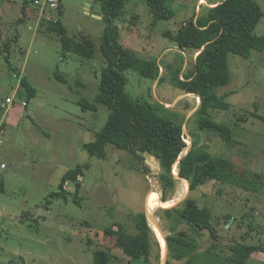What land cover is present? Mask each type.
Segmentation results:
<instances>
[{
	"label": "rangeland",
	"instance_id": "374dc122",
	"mask_svg": "<svg viewBox=\"0 0 264 264\" xmlns=\"http://www.w3.org/2000/svg\"><path fill=\"white\" fill-rule=\"evenodd\" d=\"M25 1L31 0H0V166L7 167H0V264H93L96 250L109 252L111 264H141L133 261V253L119 248L105 230L121 223L129 233H136L132 218L146 213L148 207L165 235H170L169 222L163 216V210L168 208L158 200L162 191L160 165L147 154L140 153L139 159L112 145L106 148L105 160L90 157L83 147L95 141V133L104 128L109 111L98 105L96 113L83 112L76 104L79 100L92 102L98 94L105 66L101 45L106 24L93 15L94 0H62L60 20L68 35L77 41L82 36L90 38L95 44L94 58L82 59L65 53L58 36L43 23L44 19H57L56 11L41 17L39 9L29 5L26 22H19L24 17ZM217 1L221 0H212ZM198 2L173 0V18L160 21L152 29L146 1L129 0L116 23L122 45L140 58L159 60L162 67L181 68L182 77L193 68L196 54L180 51L164 34H175L195 14L211 7L210 0H205L197 9ZM257 2L264 11V0ZM255 35L264 36V19ZM229 69L232 80L217 93L230 94L225 101L231 107L228 111H211V115L214 121L232 128L234 142L230 145L215 134L197 129L200 98L173 87L171 71L164 82L145 79L134 71L125 73L132 99L162 103L179 116L184 134L191 141L189 148L197 141L212 155L232 160L238 172L256 183L254 192L217 182L190 192L189 184L175 176L171 207L189 198L200 207H209L219 223V244L223 248L231 240L242 241L246 232L252 236L247 237L248 243L260 244L264 240V124L249 114L256 105L264 116V51H251L247 58L229 55ZM56 73L64 75L67 84L58 81ZM163 73L161 68L160 74ZM23 76L36 90V96L29 101L18 96ZM9 97L15 105L7 111ZM80 165L89 168L79 179V201L75 200L77 190L71 182L65 185L63 197L52 199L51 194L60 192L64 174ZM155 202L159 204L153 210ZM226 216L232 219L226 220ZM150 223L161 245L160 259L154 252L151 262L163 264L162 241L151 220ZM249 224L257 227L255 232L250 231ZM180 231L192 235L186 224L181 225ZM201 233L202 237L195 235L199 252L211 244L208 233ZM250 264H264V254L255 253Z\"/></svg>",
	"mask_w": 264,
	"mask_h": 264
},
{
	"label": "trees",
	"instance_id": "16d2710c",
	"mask_svg": "<svg viewBox=\"0 0 264 264\" xmlns=\"http://www.w3.org/2000/svg\"><path fill=\"white\" fill-rule=\"evenodd\" d=\"M41 0L25 1L22 9L24 15L19 20L25 23L26 10L29 5L39 9L37 4ZM152 17L151 28L154 29L160 21H169L174 14L171 10L173 0H145ZM55 10L58 18L43 20L48 24L49 32L58 36L62 49L67 54L76 55L82 59L92 60L95 55V44L90 38L81 37L79 41L68 35L67 29L60 20L62 16V0ZM102 8V20L105 22V32L102 38L101 52L104 67L98 94L92 102L77 101L83 112L96 113L98 105L106 107L109 116L104 128L95 133V141L84 145V150L90 157L101 160L107 158V146L112 145L121 151H127L141 158L139 154L154 157L160 164L159 175L162 186L161 200L169 202L176 192L177 179L186 182L190 192H195L209 182L255 191L256 183L247 178L245 173L238 172L236 164L223 157L212 155L206 146H198L193 141L192 147L187 149L184 142V124L179 121L178 115L162 103L146 99H132L127 92V71L137 72L141 77L151 81L164 82L168 71H171L170 83L184 94H191L200 98L196 110V125L200 132L215 134L227 144L234 142V132L228 125L218 123L212 119L211 111H228L230 104L220 96L217 90L230 84L232 75L229 69V55L247 58L251 51H264V36L255 35V30L262 19L264 11L257 0H222L208 2L209 6L198 15H194L184 23L179 30L172 34H164L173 41L180 51H193L196 58L193 68L187 70L181 77L182 69H174L171 65L161 66L159 60H146L137 56L132 50L125 48L121 43L120 29L116 25L124 15L129 0H94ZM213 6V7H212ZM43 12L42 17L47 13ZM43 19V18H42ZM41 19V21H42ZM41 23V26L43 25ZM9 62V59H7ZM164 69L161 75L160 70ZM20 77V76H18ZM58 81L67 84L61 73H56ZM21 91L19 97L28 101L36 96V90L30 85L26 77L20 78ZM27 106V105H26ZM253 118L264 124V116L260 115L257 106L249 113ZM189 136V135H188ZM89 165H80L74 170L67 171L59 185L60 192L51 194V198L64 196L65 185L74 183L77 190L75 198L82 188L79 179ZM177 169V170H176ZM159 202L154 205L158 206ZM163 216L169 222L166 236L169 255L167 264L172 261L183 264H250L255 253L264 254V240L260 244L247 242L251 237L248 232L242 241L231 240L220 246L219 224L212 210L200 207L195 199H186L181 205L163 210ZM157 218V217H156ZM231 220V216H226ZM136 233H129L125 224H115L107 228L105 234L115 239L119 248L133 253V261L141 264H152L154 254L160 259L161 249L159 240L148 222L145 212L133 216ZM84 224H88L84 222ZM182 224H186L192 235L180 231ZM116 227V229H115ZM251 232L257 229L253 224L247 225ZM164 230V229H163ZM202 231L208 233L211 242L205 251L199 252V242L195 235L202 237ZM165 232V230H164ZM264 232V228H263ZM93 264H111L112 255L103 250L93 253ZM132 263V262H130Z\"/></svg>",
	"mask_w": 264,
	"mask_h": 264
},
{
	"label": "built area",
	"instance_id": "2783aa9c",
	"mask_svg": "<svg viewBox=\"0 0 264 264\" xmlns=\"http://www.w3.org/2000/svg\"><path fill=\"white\" fill-rule=\"evenodd\" d=\"M37 4H39L40 7H41V12H40L41 17H42L43 12L45 10H47V11H55L60 6L59 0H43V1H38ZM40 20L41 19L39 17V21ZM17 78H18V76H17ZM13 101H14L13 98L12 97H9L6 100V103L10 105V104L13 103ZM23 104H24L23 106H26L25 103H23ZM183 140L187 144V149L184 151V153H187L188 150L190 149L189 147L191 145V141H190V138H189V136L187 134H185V138H183ZM0 167H1V169H5L6 168V166L4 164H2Z\"/></svg>",
	"mask_w": 264,
	"mask_h": 264
},
{
	"label": "water",
	"instance_id": "95a60500",
	"mask_svg": "<svg viewBox=\"0 0 264 264\" xmlns=\"http://www.w3.org/2000/svg\"><path fill=\"white\" fill-rule=\"evenodd\" d=\"M93 11H94L93 15H94L95 18L102 19V8H101V5L100 4H95L94 7H93ZM145 214H147V209H146V213ZM151 217L156 222L157 227L159 228L160 232L164 236L166 248H165V251H164V254H163V256H164L163 264H167V262H168V252H169V248H168V243H167V239H166L165 232H164L162 226L160 225V223L158 222L156 216L153 213L151 214ZM147 219H148V216H147ZM148 222H149V219H148ZM155 234H156V232H155ZM160 249H161V245H160Z\"/></svg>",
	"mask_w": 264,
	"mask_h": 264
},
{
	"label": "bare ground",
	"instance_id": "6f19581e",
	"mask_svg": "<svg viewBox=\"0 0 264 264\" xmlns=\"http://www.w3.org/2000/svg\"><path fill=\"white\" fill-rule=\"evenodd\" d=\"M174 174H175V170H174ZM175 176L176 177H178V174L176 175L175 174ZM185 182V181H184ZM159 200V199H158ZM159 202H160V204H162V206L164 207V208H170L171 207V205H170V202L169 203H163L161 200H159ZM172 203V202H171ZM154 208V207H153ZM156 208H157V206L153 209V210H156ZM151 214H152V212H150L149 211V209H148V207H147V216H148V219H149V224L151 225V223H150V220L153 222V226H155V228H156V230H157V232H158V234L160 235V238H161V241H162V245H163V250L165 251V248H166V244H165V239H164V237L162 236V234H161V232H160V230H159V228L157 227V224H156V222L153 220V218L151 217Z\"/></svg>",
	"mask_w": 264,
	"mask_h": 264
},
{
	"label": "crops",
	"instance_id": "0c3cea01",
	"mask_svg": "<svg viewBox=\"0 0 264 264\" xmlns=\"http://www.w3.org/2000/svg\"><path fill=\"white\" fill-rule=\"evenodd\" d=\"M221 1H222V0H221ZM203 2H205V0H199V2H198V4H197V9H199V8L202 6L201 3H203ZM94 5H95V2H94ZM94 5H93V6H94ZM206 5H207V4H206ZM89 7H91V6H89ZM212 7H213V6H212ZM12 97H13V96H12ZM6 105H7V111H8V110H10L11 107H13V106L15 105V101H13V103L10 104V105L6 103ZM25 107H26V106H25ZM158 164H159V162H158ZM159 165H160V164H159ZM5 169H7V167H6ZM174 175H175V174H174Z\"/></svg>",
	"mask_w": 264,
	"mask_h": 264
}]
</instances>
